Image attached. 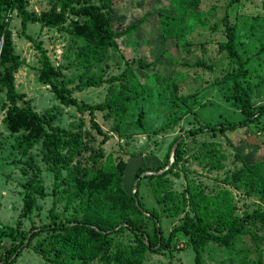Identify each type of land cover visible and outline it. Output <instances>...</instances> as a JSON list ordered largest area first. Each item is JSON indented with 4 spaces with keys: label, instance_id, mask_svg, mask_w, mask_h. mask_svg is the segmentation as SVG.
Segmentation results:
<instances>
[{
    "label": "trees",
    "instance_id": "16d2710c",
    "mask_svg": "<svg viewBox=\"0 0 264 264\" xmlns=\"http://www.w3.org/2000/svg\"><path fill=\"white\" fill-rule=\"evenodd\" d=\"M203 1L164 0L160 5L161 9L155 10L153 15L145 13L136 21L124 25L122 20H118L120 14L114 0H102L99 6L87 4V0H54L49 9L38 14L27 10L25 0H0V93L3 91L7 103L2 121L10 135H15L14 140L19 149L23 146L32 147L37 143L41 145L44 150L43 157L52 161L55 179L60 177L56 163L61 161V151L65 149L69 156H72L78 152L81 144L79 133H69L51 124L56 117V109L70 108L77 117L86 115L90 128L101 137L100 144L105 143L110 135L102 131L95 121V113H99L103 120H110L108 122L113 128L112 133L119 134L121 123L137 101L136 97L141 98L148 89L159 82L163 83L172 103L180 98L177 94L178 83L171 74L180 49L186 50L190 46L188 35L197 29L214 32L219 24L222 26L223 40L217 43V51L234 66L222 80L227 81L232 89V105L241 115V119L237 121L225 120L205 124L200 122L195 128L183 132L185 137L176 144L173 152L171 148L180 135L172 137L155 167L135 169L131 175L132 185L136 181L135 189L131 186L125 190L122 186L126 164L121 159L114 160L105 156L103 161L94 167L74 165L72 179L65 177L53 183L54 187H62L57 192L64 199L63 208H71L72 212L63 220H57V215L49 211L47 223L39 226L32 223L27 234L21 236L16 244L0 250V264H13L32 240V250L42 260L51 264H143L147 252H156L159 248L169 250L171 236L175 233L186 237V242L193 251L195 264H202L200 254L206 244L231 249L234 239L246 234H250L253 241L264 244V160L243 161L231 173H225L222 179L224 184L233 189L243 190L245 195L256 196L259 205L250 213H236L232 192L226 187L205 192L199 182L187 179L181 191L170 188L169 174L177 176L173 171L174 167L178 163L188 161L182 157L181 152L185 139L205 134L223 137L226 132L247 128L250 124L259 125V119L264 115V104L253 107L250 102L249 96L253 86L244 83L248 71L245 60L236 48L240 37L236 34L235 25L228 23L224 14L220 19L221 23L213 22L211 27L208 26L207 22L213 18V11L210 7L203 11L200 8ZM238 2L239 0H229L228 5ZM261 4L264 8V0H261ZM6 12L15 13L19 20L20 37L37 53L39 68L36 80L45 85L55 98L57 107L54 109L38 113L29 105L18 106L16 103L24 95L17 93L14 87L13 74L20 61L12 52L10 32L4 21ZM67 15L82 18V21L73 19L66 23ZM150 17H155V26L153 25V36L148 37L165 45L160 54L166 58H152L146 62L142 57H137L126 61L125 69L107 79L109 85L105 89L104 98L97 103L78 101L72 96V91L96 88L103 81L98 78L88 79L80 84L77 82L72 88L66 87L60 80V69L51 65L41 41L26 33V26L33 24L39 25L40 28L65 31L76 45V64L87 69L89 65L97 66L101 63L104 52L109 48L118 49L121 43L125 45L132 41L133 46L148 45L149 39L140 38L137 34L147 23L146 20L151 21ZM263 52L264 43L257 49V53ZM192 66L211 70V66L203 62H195ZM133 67L140 71L153 72L152 69L155 68L157 70L151 77L142 78V73L137 75ZM142 114V111L135 114L133 125L139 132L146 133L148 131L143 124ZM175 119L173 121L177 123L180 117ZM172 125L173 123L171 126L166 125L161 130L172 129ZM257 130L262 133L264 127ZM21 153L23 154L24 150H21ZM96 155L95 160L101 158L102 150ZM169 157H172V162L165 169ZM223 158L218 143L202 141L189 160L206 166L210 171H220L223 168ZM25 165L31 168V172L27 175L26 171L21 170L25 182L20 186L28 190L29 195L22 199L20 219H27L33 209L39 208L33 203L31 195L40 200L46 196L39 177L40 168L34 165L30 158ZM143 180H147L144 187L148 188L154 200V208H145L138 200L140 183ZM66 186L71 189L68 190ZM54 204L55 202L52 205ZM157 206L161 207L160 211ZM160 213L169 218L181 215L180 223L172 227L166 238L162 236L158 226ZM145 219L152 224L151 234L142 228L141 224ZM257 224L262 233L252 232L251 227ZM122 235H125V239Z\"/></svg>",
    "mask_w": 264,
    "mask_h": 264
},
{
    "label": "rangeland",
    "instance_id": "374dc122",
    "mask_svg": "<svg viewBox=\"0 0 264 264\" xmlns=\"http://www.w3.org/2000/svg\"><path fill=\"white\" fill-rule=\"evenodd\" d=\"M25 1L27 10L38 14L49 9L54 0ZM114 1L117 12L120 14L118 20H122L124 25L136 21L145 13L153 15L154 11L161 9L160 5L164 3V0ZM101 2L102 0H87V4L93 6H99ZM228 3L229 0H204L200 8L203 11L209 7L212 9L213 18L207 22L210 27L213 22H220L224 14H226L228 23L235 25L236 34L240 37L236 48L242 59L245 60V67L248 71L244 83L253 86L249 98L253 107H256L264 104V52L257 53L259 46L264 43V8L261 0H239L238 3L232 5H228ZM4 18L10 32L12 52L18 56L20 61L18 69L13 74L14 87L15 91L22 93L24 97L16 101L17 105H29L38 113L54 109L57 107L55 98L48 92L45 85L36 80L39 68L37 53L29 43L20 37L18 18L12 12H6ZM73 19L82 21V18L67 15L66 23ZM150 20H146L147 23L137 34L141 36L140 38L149 39L148 45L133 46L132 41L125 45L121 43L118 45V49H107L103 54V61L97 66L89 65L87 69L76 64L74 59L76 45L65 31L40 28L39 25L33 24L26 26V33L35 40L41 41L51 65L60 69V80L66 87L72 88L77 82L80 84L88 79L98 78L103 81L96 88L72 91V96L78 101L97 103L104 98L105 89L109 85L107 79L118 75L125 69L126 61L137 57H142L146 62L152 58H164L160 52L165 48V45L157 39L148 37L153 36L155 17H150ZM249 25L251 29H249ZM221 30L222 26L219 24L214 32L208 29H197L188 35L187 40L190 46L186 50L180 49L177 63L171 74L179 86L177 94L180 98H177L174 103L170 101L163 83L159 82L148 89L141 98L136 97L137 101L131 106L127 117L121 123L119 134L112 133L113 128L109 123L110 120H108L109 122L103 120L99 113H95V121L102 131L110 135V138L103 144H100L101 137L90 128L86 115L77 117V114L70 108H57L56 117L54 121H51V124L61 127L69 133H79L78 139L81 142L78 152L72 156H69L65 149L61 151V161L56 163V169L60 173V177L57 176V179L53 176L52 161L43 157L44 150L39 143L32 147L23 146L22 149L16 147L15 135H10L2 121L7 107L2 91L0 93V250L16 244L21 236L27 234L32 223L35 226L47 223L49 211L57 215V220H63L72 212L71 208L66 210L63 208L64 199L57 192L62 187L60 185L54 187L53 183L65 177L68 180L72 179L74 165L94 167L100 164L105 156H110L114 160L121 159L126 164L122 176V186L126 190L132 186L131 175L137 167L153 168L159 163L160 156L162 157L172 137L180 135L183 139L185 137L183 132L195 128L200 122V124H205L241 119L239 111L233 107L231 102L233 91L227 81L222 80L223 76L232 71L234 66L217 51V43L223 40ZM133 40L136 41L135 38ZM195 62L206 63L211 66V70L195 68L192 66ZM152 70L153 72L133 69L137 75L142 73V78L151 77V74L156 73L157 69ZM180 76L183 78L180 79ZM148 86L150 87V84ZM140 111L143 113V124L148 131L146 133L139 132L133 125L135 124V114ZM176 117H180V119L174 123L173 119ZM164 122L165 124H163ZM171 123H173L172 129L161 130L166 125L171 126ZM162 124L163 126L160 127ZM260 127H264V115L259 119V125L250 124L247 128L226 132L223 137L219 135L211 137L210 134H205L195 136L193 139H185L181 146V152L182 157L188 161L178 163L174 167L173 171L177 176L169 174L170 188L177 192L181 191L187 179L199 182L205 192L226 187L232 192L238 215L253 211L259 205L256 196L254 194L245 195L243 190L233 189L224 184L222 179L225 173H231L243 161L264 160V132H258L257 129ZM202 141H213L219 144V150L224 157L221 160L222 170L210 171L206 169V166L189 160ZM21 150H24L23 154ZM99 150H102V157L95 160ZM148 152L151 154L148 155ZM29 158L41 170L39 177L46 196L40 200L31 195L33 203L39 208L33 209L27 219H20L22 199L29 195V191L20 186L25 182L21 170L26 171L27 175L30 174L31 168L25 165ZM169 162H172V157H169ZM146 181L143 180L140 183L138 200L145 208H154L156 206L154 200L150 196L148 188L144 187ZM66 188L71 189L69 186ZM53 202H55L54 205H52ZM157 209L160 211L161 207L157 206ZM180 217L181 215L169 218L162 213L159 214L158 226L164 238L167 237L172 227L180 223ZM141 225L146 232L151 234L152 224L150 221L145 219ZM251 230L253 233H262L258 224L253 225ZM125 235H122L123 239H125ZM33 244L34 240L22 250L13 264H51L42 260L32 250ZM200 260L202 264H264V244L253 241L250 234H246L235 238L231 249L206 244L201 251ZM143 264L195 263L193 251L186 242V237L181 233H175L171 236L169 250L159 248L156 252H147Z\"/></svg>",
    "mask_w": 264,
    "mask_h": 264
},
{
    "label": "water",
    "instance_id": "95a60500",
    "mask_svg": "<svg viewBox=\"0 0 264 264\" xmlns=\"http://www.w3.org/2000/svg\"><path fill=\"white\" fill-rule=\"evenodd\" d=\"M181 140V137L179 138V139H177L175 142H174V144H173V146H172V148H171V151L173 152V150H174V148H175V146H176V144L179 142ZM169 164H170V162L166 165V167H165V169H167L168 167H169ZM133 189H135V187H136V181H134L133 182ZM25 243V242H24Z\"/></svg>",
    "mask_w": 264,
    "mask_h": 264
},
{
    "label": "crops",
    "instance_id": "0c3cea01",
    "mask_svg": "<svg viewBox=\"0 0 264 264\" xmlns=\"http://www.w3.org/2000/svg\"><path fill=\"white\" fill-rule=\"evenodd\" d=\"M129 179V178H128ZM129 181V180H128ZM128 186V185H127Z\"/></svg>",
    "mask_w": 264,
    "mask_h": 264
}]
</instances>
